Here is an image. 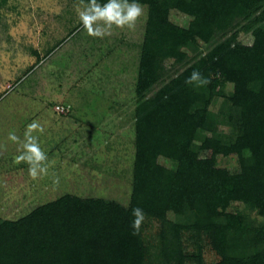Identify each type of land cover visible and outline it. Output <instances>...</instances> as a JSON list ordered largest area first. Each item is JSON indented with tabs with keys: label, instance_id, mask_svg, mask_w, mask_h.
Here are the masks:
<instances>
[{
	"label": "trees",
	"instance_id": "1",
	"mask_svg": "<svg viewBox=\"0 0 264 264\" xmlns=\"http://www.w3.org/2000/svg\"><path fill=\"white\" fill-rule=\"evenodd\" d=\"M136 2L149 13L129 206L66 194L0 218V264H208L205 245L219 257L211 264H264V0ZM193 71L210 83L186 84Z\"/></svg>",
	"mask_w": 264,
	"mask_h": 264
},
{
	"label": "rangeland",
	"instance_id": "2",
	"mask_svg": "<svg viewBox=\"0 0 264 264\" xmlns=\"http://www.w3.org/2000/svg\"><path fill=\"white\" fill-rule=\"evenodd\" d=\"M79 2L8 0L3 8L0 144L7 147L0 150L2 219L21 218L66 194L130 204L135 90L148 8L144 6L145 15L134 30L114 27L111 35L94 38L79 22L74 8ZM172 19L188 25V18L178 12ZM187 53L195 54L190 49ZM171 67L167 63V74L174 76L177 71ZM230 89L227 86L226 92ZM222 101V97L215 100L213 111L221 108ZM34 120L44 127L34 135L49 164L48 175L37 180L30 178L27 164L15 162L19 145L8 140L9 132L22 140ZM159 162L170 166L165 158ZM221 164L237 170L235 161ZM204 257L208 264L219 260L209 245Z\"/></svg>",
	"mask_w": 264,
	"mask_h": 264
},
{
	"label": "clouds",
	"instance_id": "3",
	"mask_svg": "<svg viewBox=\"0 0 264 264\" xmlns=\"http://www.w3.org/2000/svg\"><path fill=\"white\" fill-rule=\"evenodd\" d=\"M79 22L87 35L94 38H103L112 34L113 28L134 30L137 21L145 15L144 6L136 0H107L106 3H98V0H84L74 5ZM188 85L196 84L204 86L210 80L202 77L198 71H193L185 80ZM44 127L38 121H32L27 125L23 139L14 132H9L8 140L19 145V155L15 162L28 165V174L32 180L43 178L49 173L48 157L42 150L38 136L34 133H42ZM6 144H0V150H6ZM58 183V180L55 181ZM133 220L131 227L133 235L137 234L145 218L143 209L137 207L132 210Z\"/></svg>",
	"mask_w": 264,
	"mask_h": 264
}]
</instances>
